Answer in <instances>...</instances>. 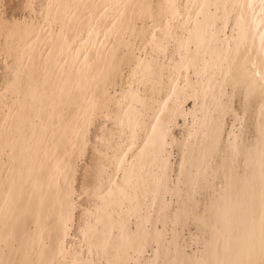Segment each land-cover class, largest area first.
<instances>
[{
	"label": "bare ground",
	"instance_id": "6f19581e",
	"mask_svg": "<svg viewBox=\"0 0 264 264\" xmlns=\"http://www.w3.org/2000/svg\"><path fill=\"white\" fill-rule=\"evenodd\" d=\"M2 69L0 264H264V0H0Z\"/></svg>",
	"mask_w": 264,
	"mask_h": 264
},
{
	"label": "rangeland",
	"instance_id": "374dc122",
	"mask_svg": "<svg viewBox=\"0 0 264 264\" xmlns=\"http://www.w3.org/2000/svg\"><path fill=\"white\" fill-rule=\"evenodd\" d=\"M5 5H7V1H6V3H5ZM7 11H8V8H7ZM4 73V70L2 69L1 71H0V75H2ZM96 125L98 126L99 125V123L96 121ZM92 130H93V128H92ZM175 133H177V130H175ZM92 152H91V149H90V146L88 147V150H87V153H86V155H85V157H84V159H82L80 162H79V166H78V171H77V179H76V187L78 188L79 187V185L83 182V177H84V169H87L88 167H89V165L91 164V160H92V154H91ZM88 172V171H87ZM89 173V172H88ZM82 196H79L78 198H77V200H79L78 201V203H80V205L78 206V208H77V213L78 212H80L81 211V207H82V205H81V203H83V201H82Z\"/></svg>",
	"mask_w": 264,
	"mask_h": 264
}]
</instances>
